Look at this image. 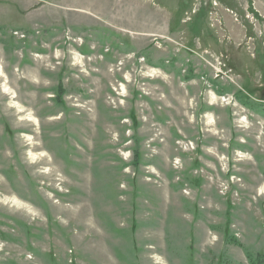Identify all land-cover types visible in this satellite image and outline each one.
Returning <instances> with one entry per match:
<instances>
[{
    "label": "rangeland",
    "instance_id": "1",
    "mask_svg": "<svg viewBox=\"0 0 264 264\" xmlns=\"http://www.w3.org/2000/svg\"><path fill=\"white\" fill-rule=\"evenodd\" d=\"M247 252L264 256V0H0V264Z\"/></svg>",
    "mask_w": 264,
    "mask_h": 264
},
{
    "label": "trees",
    "instance_id": "2",
    "mask_svg": "<svg viewBox=\"0 0 264 264\" xmlns=\"http://www.w3.org/2000/svg\"><path fill=\"white\" fill-rule=\"evenodd\" d=\"M234 243L241 246L240 242H237V240H234ZM247 255L249 257V259L251 260L252 264H264V256H260V257H252L251 254L249 252H247Z\"/></svg>",
    "mask_w": 264,
    "mask_h": 264
}]
</instances>
